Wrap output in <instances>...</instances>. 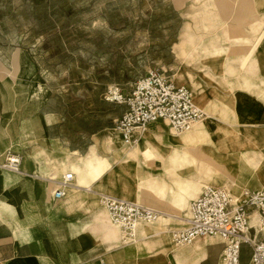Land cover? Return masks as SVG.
Segmentation results:
<instances>
[{"label": "crops", "instance_id": "obj_1", "mask_svg": "<svg viewBox=\"0 0 264 264\" xmlns=\"http://www.w3.org/2000/svg\"><path fill=\"white\" fill-rule=\"evenodd\" d=\"M167 2L180 25L170 45V59H164V71L176 85L192 91L193 101L205 113L203 120L237 130L228 155L237 158L238 170L243 164L249 175L256 176L260 188L252 184L250 190L264 188L259 173L264 164L251 165L262 158L259 153L264 158V0ZM54 98L39 63L27 50L0 55V163L8 149L21 156V173L0 169V264H224L217 239L198 237L186 247L169 241L170 230L185 221L188 201L198 195L197 174L180 173L196 163L193 152L182 145L203 153L196 134L213 126L204 122L192 133L175 135L178 139H173L164 121L150 124L143 132L134 147L156 161L145 166L139 158L153 159L139 155L130 160L138 164L132 175L125 176L129 194H122L117 176L113 185L122 199L141 200L161 215L154 224L171 222L165 225L167 230L151 229L147 234H141L139 224L136 240L122 244L118 228L96 198L109 195L104 191L113 186L109 183L114 179L102 168L107 158L103 150L108 146L99 133L89 135L84 147L69 139L65 117L53 106ZM150 135L166 149L160 154L162 161L151 150L155 144L146 141ZM97 143L103 146L100 155ZM139 169L151 177L147 179H155L159 188L142 191L135 183ZM69 172L74 178L67 196L53 199L51 191L58 187L59 177ZM250 223H256L255 216ZM250 254L249 246L243 244L238 264H250Z\"/></svg>", "mask_w": 264, "mask_h": 264}, {"label": "rangeland", "instance_id": "obj_2", "mask_svg": "<svg viewBox=\"0 0 264 264\" xmlns=\"http://www.w3.org/2000/svg\"><path fill=\"white\" fill-rule=\"evenodd\" d=\"M167 4V0H0V55L24 49L36 59L43 79L54 92L53 106L65 117L69 139H75L78 146L84 147L92 133L103 136L108 153L97 143L99 155L102 150L107 155L102 168L114 179L110 186L118 177L122 194H129L125 176L132 175L138 164L130 160L142 154L136 147L123 146L119 141L116 119L126 107L124 103L107 100L106 94L109 88H119L122 94H128L137 79L147 72L164 70V59H170V45L177 39L180 25L179 18ZM166 74L169 76V72ZM204 122L213 127L209 132L196 134L195 140L203 153L183 144L182 148L193 152L196 163L180 173L197 174V194L202 186L214 185L225 188L233 202H237L243 190L257 185L256 176L249 175L243 164L238 170L237 158L228 155L232 154V133L237 130L206 118L188 131L176 134L170 129V133L173 139H178L174 136L192 133L195 126ZM164 133L167 138L168 128L164 127ZM146 141L155 144L151 150L162 161L160 154L166 149L159 146V139L150 135ZM259 156L263 158L261 153ZM262 158L251 161V165L262 166ZM155 161L138 160L145 166ZM141 172L143 169H139L135 183L142 191L159 188L155 179L149 180L147 178L151 177ZM259 173L264 179V166ZM126 179L130 181L128 176ZM250 184L253 185L248 187ZM104 192L122 198L114 185ZM96 198L99 201V197ZM194 198L195 195L191 199ZM129 200L142 204L141 200ZM188 207L189 201L186 218ZM169 222L167 219L160 224L141 223L139 228L141 234L151 229L165 231ZM183 225L184 222H178L176 228ZM120 236L118 232V239ZM169 241L177 247L188 246L175 244L171 236Z\"/></svg>", "mask_w": 264, "mask_h": 264}, {"label": "built area", "instance_id": "obj_3", "mask_svg": "<svg viewBox=\"0 0 264 264\" xmlns=\"http://www.w3.org/2000/svg\"><path fill=\"white\" fill-rule=\"evenodd\" d=\"M106 99L126 106L116 119L115 129L127 147L137 145L143 132L154 122L164 121L175 132L182 133L205 118V113L193 101L192 91L176 85L164 70L147 72L125 95L119 88H109ZM20 164V154L8 149L0 169L18 174ZM73 178L71 172L62 176L51 197L56 200L66 197ZM99 203L119 227L122 244L134 242L138 225L152 222L158 216L147 206L104 194L99 196ZM188 212L184 226L170 230L173 242L188 244L201 236L217 239L222 243L220 260L226 264L238 263L241 246L246 244L251 252L250 264H264V189L243 190L235 204L225 188L205 185L190 201ZM253 215L257 216L255 224L250 223Z\"/></svg>", "mask_w": 264, "mask_h": 264}, {"label": "bare ground", "instance_id": "obj_4", "mask_svg": "<svg viewBox=\"0 0 264 264\" xmlns=\"http://www.w3.org/2000/svg\"><path fill=\"white\" fill-rule=\"evenodd\" d=\"M203 120V119H202ZM202 120H199V121H197L196 123H198V122H200V121H202ZM194 126V125H193ZM172 129V128H171ZM173 130V129H172ZM174 131V130H173ZM175 132V131H174ZM176 134H177V132H175ZM129 147H134V146H129ZM262 189H264V188H262ZM108 196H110V195H108ZM112 197H115V196H112ZM115 198H118V197H115ZM119 199H122V198H119ZM122 200H125V199H122ZM126 201H130V200H126ZM130 202H133V201H130ZM238 202V201H237ZM237 202H234L235 204H237ZM135 203V202H134ZM161 215H159L158 214V216H157V218L154 220V221H156L159 217H160ZM253 216H255L256 217V223H257V216L256 215H253ZM154 221H152V222H154ZM115 224V223H114ZM116 225V227L118 228V230H119V232H120V229H119V227L117 226V224H115ZM121 237V236H120ZM201 237H208V236H201ZM196 238H198V237H196ZM195 238V239H196ZM211 238V237H210ZM194 240V239H193ZM175 243V242H174ZM175 244H177V243H175ZM180 245H184V244H180ZM224 263V262H223ZM224 264H226V263H224ZM236 264H238V263H236Z\"/></svg>", "mask_w": 264, "mask_h": 264}]
</instances>
